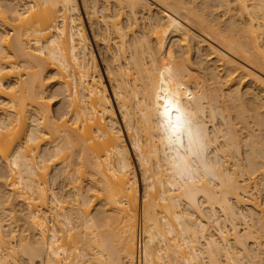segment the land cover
Masks as SVG:
<instances>
[{
    "label": "bare ground",
    "instance_id": "1",
    "mask_svg": "<svg viewBox=\"0 0 264 264\" xmlns=\"http://www.w3.org/2000/svg\"><path fill=\"white\" fill-rule=\"evenodd\" d=\"M80 3L100 63L77 0H0V25H7L0 30V155L7 172L0 170V210L10 217L8 230L0 222V264H23L15 255L38 264H241L256 250L264 264V208L251 191L257 174L264 181V0ZM97 12L102 36L92 26ZM192 39L223 74L202 58L192 66ZM235 78L252 86L224 94ZM226 95L234 124L223 113ZM47 98L59 102L54 114ZM164 100L180 110L176 130L161 115ZM218 117L223 128L213 124ZM55 162L61 168L54 176L70 185L67 199L48 192ZM86 192L101 200L92 215ZM202 204L210 213L205 221ZM241 205L250 206L248 218L257 213L244 233L236 224ZM217 212L229 229L219 226ZM208 222L217 226L215 236ZM253 254L247 262L259 264Z\"/></svg>",
    "mask_w": 264,
    "mask_h": 264
},
{
    "label": "rangeland",
    "instance_id": "2",
    "mask_svg": "<svg viewBox=\"0 0 264 264\" xmlns=\"http://www.w3.org/2000/svg\"><path fill=\"white\" fill-rule=\"evenodd\" d=\"M103 1L104 0H97V2H99V4L100 3H103ZM105 1H107V0H105ZM189 1H191L193 4H195V3H199L200 2V0H189ZM105 3V2H104ZM77 4H78V6H79V13H80V16H81V19H82V24H83V28H84V30H85V32H86V34H87V36H88V38H89V41H90V43H91V47L93 48V51H94V53H95V56H96V58H97V60L99 61V63H100V60H99V57H98V52H97V49H98V47H96V45H95V43H94V40H93V34H92V31L89 29L90 28V26H89V23H88V20H86V14L85 13H83L84 11H83V8H82V6H81V3H80V0H77ZM98 6V3H97V5L95 6V7H97ZM89 9H91V8H89ZM220 10V11H219ZM219 11V12H218ZM213 12L215 13V14H218L219 15V17H221L220 19H223V20H226L227 18H228V12H226L225 13V11H223L222 9H220V8H215L214 10H213ZM95 16V15H94ZM99 16H100V12H97L96 13V17H94L93 18V24H92V26L94 27V28H96V30L94 29V32H96V34H98V35H100V34H102V35H104V30H103V28H104V26L102 27V21H101V16H100V18H99ZM95 18H96V20H95ZM140 20V19H139ZM141 21V20H140ZM139 21V22H140ZM98 22V23H97ZM138 22V25H140V23ZM8 23H11V21H8ZM97 23V24H96ZM141 23H142V21H141ZM95 25V26H94ZM142 25V24H141ZM7 25H5L4 27H6ZM97 26V27H96ZM99 26V27H98ZM4 27H3V25H0V30H4ZM138 28H140V26H138ZM99 30V31H98ZM98 31V32H97ZM101 31V32H100ZM194 31V30H193ZM196 34H198V32H196V31H194ZM102 35H100V36H102ZM100 36H98V37H100ZM178 38H179V36H177V35H175V36H171V37H169V39H168V42H167V45H166V49L168 48V46H169V44L170 43H172V42H175L176 40L178 41ZM190 41V40H189ZM109 43H110V41H108ZM176 43V42H175ZM194 40L192 39L191 41H190V43H189V45H190V50H189V54H188V56H189V61L192 63V66L194 67V66H196L195 65V63H196V61H197V58H198V60H199V58H202V60L203 61H205V62H202V64L203 65H207L208 67H209V70H211L212 72H213V69H214V72H213V74H216V75H221V74H223L224 72L219 68V66H217V61H215V60H213V59H210L209 57H207V49L206 48H204L205 46H203V48H202V50H200L201 52H199V50H198V48H197V46H195L196 44L194 43ZM100 45V44H99ZM102 45V44H101ZM100 45V46H101ZM99 46V47H100ZM102 47H103V45H102ZM101 47V48H102ZM197 48V49H196ZM198 50V51H197ZM206 53V55L204 56V58H206V59H204L203 58V56L202 55H204ZM202 54V55H201ZM199 55V56H198ZM201 56V57H200ZM205 63V64H204ZM217 66V67H216ZM101 67H102V65H101ZM215 67V68H214ZM213 68V69H212ZM102 70H103V68H102ZM215 70H216V72H218V73H216L215 72ZM48 75V73H46L44 76H47ZM263 78H264V76L263 75H261ZM220 77V76H219ZM222 78V77H221ZM12 79V78H11ZM222 80V79H221ZM46 82L48 81V83L51 81V80H49V79H47V80H45ZM252 86V84L251 83H249V81L248 80H244V79H242L241 81H239L238 83H237V79L235 78L234 80H233V82L231 81V83H229V84H226L225 86H223L222 87V92L224 93V94H226L230 89H233V88H239L240 89V91H244L246 88L247 89H249L248 87H251ZM107 87L109 88V86H108V83H107ZM54 89V86H51L50 85V87H48L47 88V90H50V91H52ZM254 91H258V90H254ZM109 92H110V94H111V91H110V88H109ZM262 95H263V93H262ZM111 97H112V99H113V96L111 95ZM49 98H47V100H48ZM50 100V101H49ZM48 101H49V104L51 105V111L53 112H55V110H56V107L58 106V101H56L55 102V98H50ZM223 102H224V105L226 106V109L223 111V113L225 114V116L227 117V118H229V119H231V122L234 124V123H236L237 122V120L236 119H234V117H235V110H234V108L232 107L233 106V102L230 100V98L226 95V96H224L223 97ZM57 104V105H56ZM54 112H53V114H54ZM117 115H118V112H117ZM175 117H176V114L174 113V112H172V120H174L175 119ZM119 120H120V118H119ZM220 119H219V117L217 118V119H215L214 121H213V124H215L216 126H218L219 128H223L224 126H222V124H221V127H220ZM251 125V128L253 129V131H255L254 133H258L257 131H256V129H257V126L256 125H254V124H250ZM235 126H237V128H238V126H241V125H239V124H235ZM242 129V128H241ZM124 131V130H123ZM240 131H242V132H240ZM239 132L241 133H238L241 137L240 138H242V139H244L245 137H246V133H245V130H240ZM125 139H126V136H125ZM220 139V138H219ZM127 140V139H126ZM221 140V139H220ZM218 141V142H216V145H219L220 144V142L221 141ZM127 145L129 146V150H130V145H129V143H128V141H127ZM46 146H48V145H46ZM2 148H5L3 151H6V146L5 147H2ZM40 149H45V146H43V145H41V147H40ZM244 147L242 146L241 147V150H242V155H243V151H244ZM42 151V150H41ZM5 154H7L6 152H5ZM5 156V155H4ZM131 156H132V158H133V163H134V166H135V170H136V172H137V178H138V182H139V184H138V190H139V192L141 191V184H140V174H139V171H138V165H137V163H136V159H135V157L133 156V154H132V152H131ZM0 157H1V159H0V170L1 171H3V169L4 168H1V165L2 164H4L3 163V161H2V159H3V157L0 155ZM59 165L60 164H58L57 162H55L54 164L53 163H50V165H49V168H48V175H47V180H48V182H47V186H48V192H49V194L50 193H52V192H56V194L57 195H59V196H62V194L64 195V198H66L67 199V197H68V194L70 193L71 194V190H70V188H69V184H67L68 183V179L67 178H63V180H61V177H59V176H54V174L58 171V168L60 169L61 167H59ZM2 167H4V166H2ZM56 170V171H55ZM6 171H5V169H4V173H5ZM7 173V172H6ZM6 173H5V175H6ZM54 177V179L52 180V178ZM55 177H57V178H55ZM261 178V179H260ZM1 179V178H0ZM263 179H262V177L261 176H259L258 174L256 175V177H255V182H257L256 184V188L255 187H253V189H251V191H253L252 193H253V195L255 196V198H256V200H257V202L260 204V206L262 207V208H264V181H262ZM67 181V182H66ZM0 182H1V180H0ZM85 182V183H84ZM83 182V184H81L82 186H85V188H87L88 186H86V185H88L87 183H86V181H84ZM67 184V185H66ZM254 189H257V191L256 190H254ZM2 192V193H1ZM89 192H90V190H89ZM0 193L2 194V195H4V193H5V191L4 190H2V189H0ZM88 192H86L85 193V196L87 195L88 197H89V201H90V206H89V210H90V213H91V215L93 214V213H95V211H97V209L100 207V203H101V200L99 199V198H96V196L94 197V195L92 196L91 194H92V191L89 193V194H87ZM7 194V193H6ZM5 194V195H6ZM70 194H69V196H70ZM1 195V196H2ZM91 195V196H90ZM66 196V197H65ZM3 197H5V196H2V198ZM63 197V196H62ZM69 198H71V197H69ZM68 198V200H71V199H69ZM84 198V197H83ZM87 198V197H86ZM85 199V198H84ZM88 199V198H87ZM200 200V199H199ZM103 202V201H102ZM68 205V204H67ZM205 205L204 204H202L201 205V207H203L202 208V211H203V213L205 214H203L204 216H208V217H206V219H204L203 217V219H204V221L205 220H207V218H209V216H210V213L208 214L207 212L209 211L207 208H206V206L204 207ZM249 206V205H248ZM248 206H246V205H241V207L240 208H237V210L239 209L240 210V212H239V214H241V215H239L238 216V218H237V220H236V224L239 226L238 228H239V230H240V233L242 232V233H244L245 231H246V229H248V225L251 227V229H252V227L254 228L255 226H251L253 223V220L255 221V219H253L255 216H257V213L255 212V211H253V212H255L256 213V215H255V213H253L254 215H252V218H248V214L250 213V212H252L250 209L251 208H248L247 209V207ZM102 207V206H101ZM250 207V206H249ZM2 209L4 208V207H1ZM100 209V208H99ZM5 210V209H4ZM3 210V211H4ZM238 210V211H239ZM246 210H248V212H249V210H250V212L247 214L245 211ZM1 211V210H0ZM3 213H5V215L7 214V215H9L8 214V212L6 211V212H0V222H2L1 224H2V226H4L3 227V229L4 228H6V230H8V223H9V221H10V217L9 216H5ZM218 214L217 215H219L220 217V219H217L218 220V224H219V226L220 227H224V228H226V229H229L230 228V223H228V222H226L224 219H222V216H221V214H220V212H217ZM246 215H248V216H246ZM5 216V217H4ZM196 216V215H195ZM7 217V218H6ZM9 219V220H8ZM135 219V220H134ZM133 220L135 221V243H136V237H137V232L138 231H140V228H141V218H140V213H139V209H138V207L136 208V211H135V218H134ZM211 219V218H210ZM251 219H253L250 223H251V225L249 224V220H251ZM2 220V221H1ZM7 220V221H6ZM209 220V219H208ZM224 221V223H223V221ZM6 222H8L7 223V226H5L6 225ZM16 222V221H15ZM50 222V221H49ZM20 223L21 222H16V223H11V224H19L20 225ZM209 223V222H208ZM207 223V225L209 226L208 227V232L211 234V232H212V234L215 236V234L217 233L216 231V225L214 224V223H209L208 224ZM227 223L229 224V226L227 225ZM254 224L257 226V224L254 222ZM17 227V229H18V225L16 226ZM247 227V228H246ZM20 230V229H19ZM19 230H17V233L19 234L20 233V231ZM216 230V231H215ZM249 230V229H248ZM19 231V232H18ZM215 233V234H214ZM18 238V237H17ZM229 245H230V249H231V251L233 252H237V250H239V251H241L240 249H241V247H239L240 249H238V247H236L234 244H233V242L231 241V240H229ZM246 245V247H248L247 249H249V250H251V252H252V249H255V246H254V248H253V245L251 244V239L250 240H248V238H247V240H246V243H245ZM141 246H142V244H141ZM141 246H140V249H141ZM135 250L137 251V247H135ZM239 251L236 253L237 255H239ZM254 252V251H253ZM253 252H252V254H253ZM241 253V252H240ZM256 253H257V250H256ZM255 252H254V254H256ZM13 254V253H12ZM252 254L250 255V253H249V255L250 256H252ZM254 254H253V258L255 257L254 256ZM248 255V258L247 257H245V258H247L246 260H244L243 258H241L240 259V261H241V264H249V262H247L248 261V259H249V256ZM72 256V255H71ZM70 256V257H71ZM240 256V255H239ZM238 256V257H239ZM257 256H259V255H257ZM255 257L256 258V262L258 263L259 262V264H263V260H261V261H258L259 259H257L258 257ZM261 256V255H260ZM13 257H14V254H13ZM15 257L16 258H18V261H22L23 262V264L26 262V259L25 258H23V257H20L19 255H15ZM241 257V256H240ZM239 257V258H240ZM244 257V256H243ZM206 258H203V260L205 261V263L204 264H208L207 262V260H205ZM201 261H202V259H201ZM203 261V262H204ZM207 261V262H206ZM239 261V262H240ZM137 262V261H136ZM247 262V263H246ZM261 262V263H260ZM27 264H38L37 262L35 263L34 261L33 262H30V263H28V262H26ZM25 263V264H26ZM250 263H251V261H250ZM22 264V263H21ZM136 264V263H135ZM137 264H138V262H137ZM210 264V263H209ZM240 264V263H239ZM256 264V263H255Z\"/></svg>",
    "mask_w": 264,
    "mask_h": 264
},
{
    "label": "snow or ice",
    "instance_id": "3",
    "mask_svg": "<svg viewBox=\"0 0 264 264\" xmlns=\"http://www.w3.org/2000/svg\"><path fill=\"white\" fill-rule=\"evenodd\" d=\"M172 112H173V105L169 103L167 100L163 101V112L161 113L162 116H164L169 123V126L172 127L174 130L177 129V127L181 123V117H180V110L177 108L175 109L176 112V124L174 125L172 122Z\"/></svg>",
    "mask_w": 264,
    "mask_h": 264
},
{
    "label": "built area",
    "instance_id": "4",
    "mask_svg": "<svg viewBox=\"0 0 264 264\" xmlns=\"http://www.w3.org/2000/svg\"><path fill=\"white\" fill-rule=\"evenodd\" d=\"M140 246H141V233L140 231L137 232V237H136V247H137V252L139 253L140 251Z\"/></svg>",
    "mask_w": 264,
    "mask_h": 264
}]
</instances>
